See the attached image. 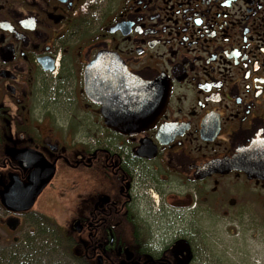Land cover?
<instances>
[{"label":"flooded vegetation","instance_id":"flooded-vegetation-1","mask_svg":"<svg viewBox=\"0 0 264 264\" xmlns=\"http://www.w3.org/2000/svg\"><path fill=\"white\" fill-rule=\"evenodd\" d=\"M125 73L161 98L133 134ZM253 227L264 0H0V264H211L209 238Z\"/></svg>","mask_w":264,"mask_h":264},{"label":"water","instance_id":"water-1","mask_svg":"<svg viewBox=\"0 0 264 264\" xmlns=\"http://www.w3.org/2000/svg\"><path fill=\"white\" fill-rule=\"evenodd\" d=\"M104 56L101 54L97 57L96 62H94L92 70L97 71L98 64L101 65ZM119 72H123V67L118 66ZM90 70L86 69V73ZM126 71V70H125ZM125 73L123 83H119V90H127L128 88H132L133 90H139L141 92V96L137 95L131 99V103L127 102V95L125 97H120L117 103L118 106V115L116 119H111L113 126L122 133L125 134H133L135 130L139 127V125L147 122L152 116L151 114L154 112V109L149 113V116H146V113L149 112V109L153 106H159L161 104V98L157 95L154 97L152 94H149L150 89H155V83L152 84H143L138 83L137 80H133L127 76ZM147 93L148 96H144L143 93ZM125 104V110H123V106ZM51 175L40 176L36 181L31 184L23 187L19 183H11L9 184L5 190L2 192V202L6 207H12L16 209H21L27 206L32 202L35 195L39 192V190L46 185V183L50 180Z\"/></svg>","mask_w":264,"mask_h":264},{"label":"rangeland","instance_id":"rangeland-1","mask_svg":"<svg viewBox=\"0 0 264 264\" xmlns=\"http://www.w3.org/2000/svg\"><path fill=\"white\" fill-rule=\"evenodd\" d=\"M254 224H261L258 220ZM219 240L207 250L212 256L217 257L216 263L211 264H264V229L253 227L251 230L238 232L217 231ZM225 263H219V262Z\"/></svg>","mask_w":264,"mask_h":264}]
</instances>
